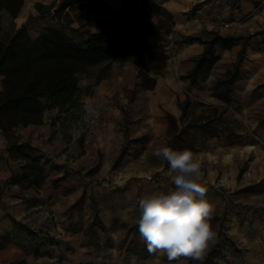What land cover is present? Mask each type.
<instances>
[{
  "label": "crops",
  "instance_id": "obj_1",
  "mask_svg": "<svg viewBox=\"0 0 264 264\" xmlns=\"http://www.w3.org/2000/svg\"><path fill=\"white\" fill-rule=\"evenodd\" d=\"M105 1L110 6H117L115 0ZM158 1L172 15L171 31L167 38L173 44L185 36L207 39L211 33L252 37L244 45L240 78L229 94L230 101L227 103L219 98L220 90L214 86L237 61L242 44L229 50H219V60L208 78L195 85L180 79L191 69L190 59L203 52L204 46L199 43L174 44L173 61L168 62L165 71L156 76L152 87L136 88V80H130L123 74L98 76L95 73L80 77L74 98L79 103L77 108L69 112H58L56 109L46 111L41 125L17 131L23 134L19 142L28 141L39 146L46 156L58 155V169L50 176H65L56 188L50 183L43 186L37 195L41 200L39 206H28L20 198V187L6 184L12 174L19 171L20 161L9 157L7 140L0 131V233L11 230V219L30 226H34L38 220L37 226L43 224V228L51 232L44 223L51 211L55 222L49 228L59 238L56 254L65 257V264H102L94 260L93 249L88 246L84 233L70 229L71 225L81 227L90 216L91 195L98 202L102 196L112 195L111 201L100 205L101 210L104 205L109 215L104 220L106 226L112 225L116 219L127 225L138 222L137 201L140 197L154 193L167 194L174 189L171 178L165 174L167 162L153 156L154 148L171 147L174 142L171 131L174 128L180 130L189 122L214 117V112L223 117L221 123H227L228 131L235 138L226 139L225 125L211 122L208 128L195 130L190 136L185 135L180 146L173 149L188 148L198 154L202 160L203 181L208 190L221 192L237 189L240 186L239 173L246 162L248 168L243 173L242 182L253 178L264 179V122L260 123L264 119V0ZM58 2L24 0L16 18L2 19V23L5 22L4 31L9 29L10 36L26 26L32 38L38 37L46 27L58 26V23L52 17L54 9L51 14L41 16L35 4L48 6L53 3L57 5ZM30 17L36 18L28 22ZM107 62L95 67L103 68ZM1 80L0 76V92ZM187 100L190 104L183 117L181 105ZM194 100L201 104L193 103ZM169 117L174 119V123L170 122ZM81 118L84 122H80ZM121 153L120 164L113 168ZM95 167L94 177L83 174L79 182L71 181L74 176ZM161 168L165 171L161 172ZM153 173L160 174L161 180L157 186L146 180ZM83 193L84 206L74 210L69 218V207ZM211 203L216 205L214 217L218 216L217 209L223 208L222 204L219 200ZM121 234H114L113 237ZM114 251L111 256L118 254L123 258L127 254L126 247L119 252ZM56 257L52 255L30 261L35 264H59L54 263ZM19 258L24 257L18 246L11 244L0 250V264H9Z\"/></svg>",
  "mask_w": 264,
  "mask_h": 264
},
{
  "label": "trees",
  "instance_id": "obj_2",
  "mask_svg": "<svg viewBox=\"0 0 264 264\" xmlns=\"http://www.w3.org/2000/svg\"><path fill=\"white\" fill-rule=\"evenodd\" d=\"M119 1L121 9L113 8L105 0H59L57 5L53 3L48 6L35 4L41 16L51 14L54 9L52 17L58 25H70L72 22L70 12L75 8L85 9L92 15V25L98 30L83 32L82 35L85 37L80 42L59 26L46 27L45 31L36 38H32L26 26H22L13 35L4 38L2 12H6L11 19L16 18L24 5V0H0V76L2 77L0 131L7 140L9 157L20 161L19 171L13 173L6 184L18 185L23 192H32L31 196L24 192L25 195L23 193L20 197L28 206H39L41 200L37 195L40 194L43 186L50 183L56 188L65 176L51 177V173L58 169V165L50 166L46 154L36 155L40 152L38 146L28 141L19 142L20 138H14L15 130L41 125L46 111L56 109L58 112H69L77 108L79 103L74 98L78 91L81 73L102 62L132 57L141 72L144 68H148L155 75H159L166 68L167 52L162 35L171 31V13L158 0ZM35 18L30 17L28 22ZM72 32L77 30L73 29ZM248 39L249 37L221 36L218 33H211L207 39L185 36L177 40L175 45L199 43L204 46L199 56L190 59L192 67L182 79L188 81L190 85L207 79L212 67L219 60V50H229L235 45L242 44L237 61L214 86L215 89L220 90L218 97L228 103L233 85L240 78L244 45ZM152 82L154 84L155 81ZM189 104L187 100L181 105L183 117ZM169 120L174 123L172 117H169ZM262 122L264 120L260 123ZM209 124L207 118H202L185 124L180 130L174 128L171 131L174 141L171 148H178L190 129L204 130ZM113 167L116 168L117 165ZM243 172L244 168L240 170L239 178ZM1 189L0 183V191ZM84 197L83 193L69 207V218L74 210L80 209L84 204ZM90 200L93 204L92 218L83 232L85 236L96 234L98 229L101 231L107 229L100 214L98 201L92 195ZM216 221H219L218 217L213 218L212 224ZM11 222V230L0 233V250L14 240L19 242L26 240L30 247L25 249L27 253L35 258L51 257L53 253L49 249L60 244L51 234H43L23 221L11 219ZM119 226L134 235L128 247L136 248L138 255L140 249L142 259H148L150 254L146 243L144 241L139 243V237L135 236L137 232L139 233L138 222L132 225L119 222ZM70 229L72 232L83 231L81 227L75 225H71Z\"/></svg>",
  "mask_w": 264,
  "mask_h": 264
},
{
  "label": "rangeland",
  "instance_id": "obj_3",
  "mask_svg": "<svg viewBox=\"0 0 264 264\" xmlns=\"http://www.w3.org/2000/svg\"><path fill=\"white\" fill-rule=\"evenodd\" d=\"M117 6H112L115 9H121V3L119 0H115ZM5 17H9L6 12H2V19ZM70 17L72 22L70 25H58L68 34H72L74 38H77L78 41L82 42L84 40L85 35H82L83 32L87 30H91L92 32L97 31L98 29L92 25V15L88 14L85 9L83 8H75L73 11L70 12ZM154 21L156 19H153ZM5 24V22H3ZM73 29L77 30V32H72ZM3 37L7 38L9 36V29H6L3 32ZM80 33V34H78ZM170 33V32H169ZM168 34L162 35V40L165 44L166 52H167V63L172 62V56L174 52V44L173 42L169 41L167 38ZM246 41L249 42L251 40V36ZM182 38V37H181ZM165 71V70H164ZM163 71V72H164ZM162 72V73H163ZM97 73L98 76H106L108 74L118 75L123 74L126 78L132 80L135 79V87H151L153 85L152 80L155 81L156 76L150 69L144 68L142 72L140 71L139 67H137L134 63L132 57H127L122 60H110L103 68H97L95 66L87 69L85 72L81 73L80 77H87ZM160 73L159 75H161ZM183 77V76H182ZM181 77V81L184 80ZM183 82V81H182ZM193 103L201 104L197 100H194ZM45 115V114H44ZM214 117L209 116L207 120L211 123L216 122L220 124L223 121V117L217 116L216 113H213ZM264 120V119H262ZM80 122H84L83 119H80ZM225 125L224 133L226 139L235 138L233 133L229 132V126L227 123ZM19 129L15 130L13 137L22 138L23 134L21 132H17ZM191 130V129H190ZM188 131L185 135L190 136L194 130ZM20 131V130H19ZM234 136V137H233ZM39 147V146H38ZM40 148V147H39ZM46 154L40 148V152L36 155ZM58 155L52 154L51 156H47V162L50 166H56V161ZM46 157V156H45ZM123 155L120 156L115 160L113 166L116 164L117 166L120 164ZM118 163V164H117ZM115 168V167H113ZM244 172L248 168V162L244 165ZM97 167L85 171L84 173H80L79 175L74 176L75 178L71 179V181L79 182L82 180L83 174L89 177H94L96 175ZM243 172V173H244ZM243 176V174H242ZM240 177V186L235 190H221V192H215L211 189H207L205 198L209 202H214L219 200L222 204L223 208L217 209L219 212L218 217L219 221L214 222L213 228L217 232V240L214 244L210 245L205 259L203 260L202 264H264V179H249L244 180L242 182ZM55 178V177H54ZM53 178V179H54ZM52 179V178H50ZM70 182V180H68ZM246 181V182H245ZM58 186V185H57ZM211 188H214L211 186ZM215 189V188H214ZM21 191V190H20ZM29 196H31L32 192L24 191ZM21 191V194L24 193ZM112 195H105L102 196L100 202L97 204L100 206L101 204L108 203L111 201ZM94 199L97 198L94 196ZM103 200V201H102ZM91 201V200H90ZM84 206L82 204L81 208ZM92 206L93 204L90 202L89 210L90 216L84 220L81 228L83 229L82 232L88 227L92 218ZM80 208V209H81ZM100 214H102V219L106 220L109 217L107 211L105 212L104 205L102 206V210H100ZM30 216V215H29ZM47 216V220L44 222L48 225L46 227L51 232H48L45 228H43V224L37 226L38 220L35 221V225L32 226L37 231L40 230L43 234L49 233L53 237L56 238L55 232L49 228L54 221L53 212L49 211ZM87 216V215H86ZM139 219V212L137 214ZM31 217L33 218L34 215ZM138 221V220H137ZM119 220L116 219L114 223L110 226H107L105 231H101L98 229L96 234L88 235L87 237V244L89 247L93 249L94 253V260L101 262L102 264H155L157 260V256L150 254L148 259H142V255L139 249V255L137 254L136 248H129L128 243L130 239H133L134 235L131 232H126L127 230L121 226H119ZM116 225V227H115ZM121 227V228H120ZM54 231L56 229L55 225L53 227ZM122 233L121 235H117L114 238V234ZM135 234V233H134ZM135 236L139 237V243L143 240L140 236V233H136ZM122 237V238H121ZM118 239V240H117ZM59 241V238H56ZM18 246L19 249L23 251V257L19 258L12 263L9 264H35L31 263V259H34L30 253H27L25 250L26 248H30L29 243L25 241L19 242L18 240H14L9 245ZM6 246V247H7ZM31 246V245H30ZM5 247V248H6ZM58 246H52L49 250L53 253V255L57 256V260L54 263L65 264V257L57 253ZM127 248V256L121 257L120 255L116 254V256H111V252H115L117 250H124ZM140 248V247H139ZM3 250V249H2ZM129 252V253H128ZM64 257V258H63ZM44 258V257H42ZM29 259V260H28ZM161 264H168L166 256L159 257ZM64 262V263H63ZM51 264V263H49ZM173 264H200V262L192 261L191 259H184L181 258L179 262L174 261Z\"/></svg>",
  "mask_w": 264,
  "mask_h": 264
},
{
  "label": "clouds",
  "instance_id": "obj_4",
  "mask_svg": "<svg viewBox=\"0 0 264 264\" xmlns=\"http://www.w3.org/2000/svg\"><path fill=\"white\" fill-rule=\"evenodd\" d=\"M152 154L167 162L165 174L174 189L138 199L140 236L148 253L157 256L155 264H161L160 256H166L168 264L181 258L202 264L210 245L217 240L212 225L216 205L205 198L202 160L188 148L158 146Z\"/></svg>",
  "mask_w": 264,
  "mask_h": 264
},
{
  "label": "built area",
  "instance_id": "obj_5",
  "mask_svg": "<svg viewBox=\"0 0 264 264\" xmlns=\"http://www.w3.org/2000/svg\"><path fill=\"white\" fill-rule=\"evenodd\" d=\"M172 58H173V56H172ZM146 180H147L148 182H150L151 184L157 186V185L160 183V180H161V178H160V174H158V173H153V174H151V175H148V176L146 177Z\"/></svg>",
  "mask_w": 264,
  "mask_h": 264
}]
</instances>
